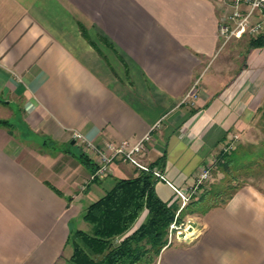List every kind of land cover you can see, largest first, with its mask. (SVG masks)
I'll list each match as a JSON object with an SVG mask.
<instances>
[{"label": "crops", "instance_id": "0c3cea01", "mask_svg": "<svg viewBox=\"0 0 264 264\" xmlns=\"http://www.w3.org/2000/svg\"><path fill=\"white\" fill-rule=\"evenodd\" d=\"M225 10L224 0H0V264H71L87 207L141 172L116 160L87 183L96 161H81L75 130L99 145L151 133L141 160L183 189L247 132L264 104V45L222 46ZM155 189L176 199L165 180ZM202 221L194 241L152 264H264L263 189L244 185Z\"/></svg>", "mask_w": 264, "mask_h": 264}, {"label": "trees", "instance_id": "16d2710c", "mask_svg": "<svg viewBox=\"0 0 264 264\" xmlns=\"http://www.w3.org/2000/svg\"><path fill=\"white\" fill-rule=\"evenodd\" d=\"M83 35L99 51L98 44L79 23ZM104 37L98 36V40ZM264 40L251 39L250 46H263ZM264 118V104L258 114ZM0 120V124H7ZM229 143V142H228ZM227 143V144H228ZM221 149L211 164L215 177L222 176L202 194L190 201L180 216L190 213L205 214L211 208L224 206L245 184L241 179L256 167H264V140L256 143H239L231 149ZM82 162L93 165L91 158L81 152ZM216 168V172H214ZM157 179L147 172L135 177L119 179L104 196L92 202L83 214L91 231L76 230L69 238L73 253L71 264H152L168 243L170 224L175 219L178 203L163 200L156 192ZM204 185V184H203ZM202 185V187H203ZM146 220L134 228L144 211ZM183 217V216H182ZM181 217V218H182Z\"/></svg>", "mask_w": 264, "mask_h": 264}, {"label": "built area", "instance_id": "2783aa9c", "mask_svg": "<svg viewBox=\"0 0 264 264\" xmlns=\"http://www.w3.org/2000/svg\"><path fill=\"white\" fill-rule=\"evenodd\" d=\"M224 2L226 10L221 16L219 25L222 46H225L232 39H242L246 36L251 39L264 40V0H224ZM197 87L198 82L193 85L182 102L195 104L199 96ZM73 138L82 152L96 161V167L87 183L107 177L111 173L112 164L116 160H121L132 164L141 172L151 173L155 178L168 182L173 187L176 197L180 198L182 205L185 206L191 196L213 177L212 163H210L202 166L196 174V181L193 185L184 189L174 186L158 166L145 163L140 158V155L147 149V143L151 140V133L136 142L126 139L120 142L108 141L104 145L89 140L78 130L73 132ZM235 145L234 139H232L227 144L226 149H231ZM170 242L171 240L167 246L171 244Z\"/></svg>", "mask_w": 264, "mask_h": 264}, {"label": "rangeland", "instance_id": "374dc122", "mask_svg": "<svg viewBox=\"0 0 264 264\" xmlns=\"http://www.w3.org/2000/svg\"><path fill=\"white\" fill-rule=\"evenodd\" d=\"M247 40L244 39H232L230 40L225 46L229 44H239L237 48L241 50L243 46L246 44ZM234 54V53H232ZM190 106H194V104L188 103ZM13 122H16V118L11 119ZM237 135V137H235ZM232 139H234L235 144H239L241 142L243 143H256L259 144L264 140V118H261V116L257 115L255 118L251 119L250 126L247 130V132L244 135L235 134L232 136ZM231 139V140H232ZM230 140V141H231ZM74 147V146H73ZM214 172H216V168H214ZM213 176V173H212ZM221 174H218L217 177L214 176L204 183L203 187L201 186L200 190L196 193H194L191 198L187 201V204L192 201L194 198H197L200 194H202L204 190V186L209 187L212 182H217L219 178L221 177ZM244 183L245 185L251 184L256 187H259L260 189L264 190V167H256L252 173H249L248 175L244 176L240 183ZM176 194V193H175ZM178 203V211L176 213L175 219L170 224L169 233H168V242L171 240V244L173 243H179V242H192L194 241L203 231V225H202V216L201 213H190V211H187L185 215L180 216V212L183 208H186V205H182V201L180 198L174 199ZM182 217V218H181ZM89 224V223H88ZM90 225V224H89ZM79 230V229H78ZM84 230V229H82ZM86 231H91V225L88 229H85ZM183 231V233H182ZM180 233V234H179ZM181 239H178V238ZM184 237V238H182ZM171 238V239H170ZM168 244V243H167ZM170 245V244H169Z\"/></svg>", "mask_w": 264, "mask_h": 264}, {"label": "bare ground", "instance_id": "6f19581e", "mask_svg": "<svg viewBox=\"0 0 264 264\" xmlns=\"http://www.w3.org/2000/svg\"><path fill=\"white\" fill-rule=\"evenodd\" d=\"M182 233H183V231H182ZM180 234V233H179Z\"/></svg>", "mask_w": 264, "mask_h": 264}, {"label": "water", "instance_id": "95a60500", "mask_svg": "<svg viewBox=\"0 0 264 264\" xmlns=\"http://www.w3.org/2000/svg\"><path fill=\"white\" fill-rule=\"evenodd\" d=\"M73 143H74V141H73Z\"/></svg>", "mask_w": 264, "mask_h": 264}]
</instances>
